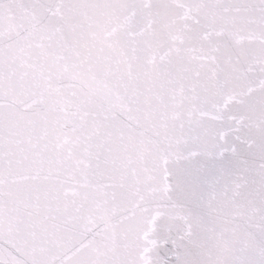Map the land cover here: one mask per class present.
<instances>
[{
    "label": "snow or ice",
    "instance_id": "obj_1",
    "mask_svg": "<svg viewBox=\"0 0 264 264\" xmlns=\"http://www.w3.org/2000/svg\"><path fill=\"white\" fill-rule=\"evenodd\" d=\"M0 264H264V0H0Z\"/></svg>",
    "mask_w": 264,
    "mask_h": 264
}]
</instances>
